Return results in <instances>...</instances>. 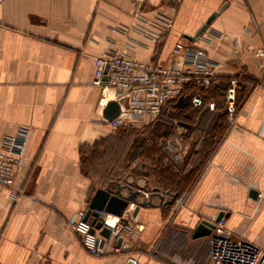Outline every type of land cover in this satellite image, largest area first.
Masks as SVG:
<instances>
[{"label":"crops","instance_id":"1","mask_svg":"<svg viewBox=\"0 0 264 264\" xmlns=\"http://www.w3.org/2000/svg\"><path fill=\"white\" fill-rule=\"evenodd\" d=\"M223 6L201 36L186 38ZM180 40L219 64L215 87L239 79L234 122L226 96L211 97L215 110L204 109L224 117L219 133L215 125L206 132L219 136L215 145L185 156H175L177 148H156L154 182L146 168L116 179L114 163L107 183H97L86 172V157L127 127L105 121L104 104L113 93L107 98L93 84L95 60L119 53L167 65ZM262 82L264 0H0V147L5 136L30 129L13 187L19 198L0 186V264H126L129 256L143 264H210V237L193 238V232L221 211L229 213L226 225L234 234L264 249ZM177 123L193 129L189 121ZM179 181L189 186L183 190ZM126 184L147 198L155 194L153 205L141 206L126 222L128 252H116L113 243L106 256H94L68 220L84 217L97 188ZM184 195L174 224L166 225V211ZM134 208L131 203L127 213ZM108 220L113 226L117 216Z\"/></svg>","mask_w":264,"mask_h":264},{"label":"built area","instance_id":"2","mask_svg":"<svg viewBox=\"0 0 264 264\" xmlns=\"http://www.w3.org/2000/svg\"><path fill=\"white\" fill-rule=\"evenodd\" d=\"M218 67L219 64L210 58L206 50L180 40L175 44L171 61L167 65L137 60L119 53L97 58L93 84L101 87L107 98L111 90L112 100L120 106V112L113 120L105 119L107 123L115 129L144 127L154 123L166 104L178 99L190 83L201 89L215 85L218 82ZM260 85L264 87V82ZM238 86V78L233 77L226 92L227 113L231 123L234 122ZM108 102H105L104 107ZM191 104L195 108L203 106L200 92L192 97ZM206 106L211 111L216 108L214 101L208 102ZM29 135L30 129L22 127L16 133L5 136L0 147V186L10 189V196L14 201L20 196V192L13 187L18 168L25 156ZM184 200L185 195L179 198L175 205L176 210L183 206ZM98 212L104 226L111 229L108 239L97 230L93 232L91 223L83 218L74 217L68 220L69 226L82 237L86 250L94 256L102 257L115 244L116 252H128L129 248L123 242L127 238L126 222L133 218V211L127 213L126 209L122 217H117L113 226L108 224L112 214ZM209 237L210 264H264V249L234 234L227 227L225 217L215 222V228ZM119 239H122V243L117 246ZM126 264L143 263L129 256Z\"/></svg>","mask_w":264,"mask_h":264},{"label":"rangeland","instance_id":"3","mask_svg":"<svg viewBox=\"0 0 264 264\" xmlns=\"http://www.w3.org/2000/svg\"><path fill=\"white\" fill-rule=\"evenodd\" d=\"M217 93L214 90L211 95L217 96ZM216 118L215 112L211 114L205 109L196 111L187 109L185 113L179 114L177 110L166 108L158 122L153 125L127 127L120 131V136L115 142L104 148H98L93 156H88L85 164L86 172H89L94 181L104 185L107 183L110 172H114L113 169L110 171L109 167L116 163V179H124L130 173H134L137 177L141 174L142 168H146L151 173L150 179L154 182L158 179L153 166L158 160L156 148H177L179 153H175V156H179L180 152L185 156L184 151H190L191 148H210L212 144L215 145L219 136L215 134L211 138L206 132L214 125L216 128L224 125L222 120L219 121ZM180 120L192 123L193 129L188 131L179 127L177 122ZM141 148H144L143 151ZM146 155L149 156V160L146 159ZM169 156L170 162L175 161L173 154ZM166 189L167 186L164 190ZM178 200L179 198H175L173 206L165 213L166 225L174 224L175 215L182 208L176 210L175 205Z\"/></svg>","mask_w":264,"mask_h":264},{"label":"water","instance_id":"4","mask_svg":"<svg viewBox=\"0 0 264 264\" xmlns=\"http://www.w3.org/2000/svg\"><path fill=\"white\" fill-rule=\"evenodd\" d=\"M223 9L224 6L217 12H214L193 36L186 35V38L191 41H194L196 38H198L204 32L205 28ZM105 79H107V76H105ZM119 112V104L116 101L111 100L107 103L103 111V115L105 119L111 121L117 116ZM181 125L187 128L191 127L186 123H181ZM125 190L127 191L126 193ZM154 195L155 194H151L149 195V198H147L146 193L141 188L134 190L130 184L117 185L116 188H113L112 186H108L106 188H97L89 202L88 209L83 219L91 223L93 232L97 230L99 231L100 235L108 239L111 236V229L104 226L103 221L100 220V213L98 211H103L117 217H122L130 204L134 203L135 208L133 215L136 216L141 206L153 205L152 198ZM251 195L256 197L258 192L253 190L251 191ZM141 196L144 197V200H139ZM169 203L170 201H167V204ZM228 215L229 213L225 214L224 211H221L214 220H201L193 232V238L210 236L212 230L215 228V222H219L223 217H227ZM121 243L122 239H119L117 246H120Z\"/></svg>","mask_w":264,"mask_h":264},{"label":"trees","instance_id":"5","mask_svg":"<svg viewBox=\"0 0 264 264\" xmlns=\"http://www.w3.org/2000/svg\"><path fill=\"white\" fill-rule=\"evenodd\" d=\"M219 80V79H218ZM230 80H231V78L226 82V86H223V87H219V86H217V87H215L216 86V84L218 83H216L215 85H213V86H211V87H209V88H199V87H197V86H195L193 83H190L189 85H187L186 86V88H185V90H184V92H183V94L178 98V99H176V100H173V101H169L167 104H166V108H171L173 111L174 110H177L178 111V113L180 114V112H182V113H185V111L187 110V109H191V110H193V111H196V110H201V109H204V107L206 106V104L209 102V99L211 98V97H216V96H212L211 95V92L212 91H216V92H218L217 93V96L219 97V96H222V95H225L226 96V92H227V88H228V86H229V84H230ZM239 80V79H238ZM197 92H200L201 93V95H202V98H203V101H204V104H203V106L202 107H200V108H195L192 104H191V99H192V97L197 93ZM216 103V102H215ZM163 108L164 110L166 109V108ZM164 110H162V113H163V111ZM162 113H161V115H160V117L162 116ZM188 117H190V116H188ZM187 119H189V118H187ZM224 120V117H220L218 120L219 121H221V120ZM224 127V125H221L219 128H218V133L221 131V128H223ZM126 129V128H125ZM215 130H216V128H215ZM215 130H214V132H215ZM215 135V134H214ZM215 137V136H214ZM93 152L91 151L90 152V154H92ZM90 156V155H89ZM87 159H88V157H86ZM170 172H172V171H170ZM166 179L167 180H169V181H172L171 179H172V175L170 174V173H167L166 172ZM178 183H180V185H179V188L181 187V189L183 188V190L185 189V188H187L188 186H189V184H188V182H187V184H186V182H184V181H179ZM187 186V187H186Z\"/></svg>","mask_w":264,"mask_h":264},{"label":"bare ground","instance_id":"6","mask_svg":"<svg viewBox=\"0 0 264 264\" xmlns=\"http://www.w3.org/2000/svg\"><path fill=\"white\" fill-rule=\"evenodd\" d=\"M111 216H113V215H111ZM111 216H110V217H111ZM110 217H109V218H110Z\"/></svg>","mask_w":264,"mask_h":264}]
</instances>
